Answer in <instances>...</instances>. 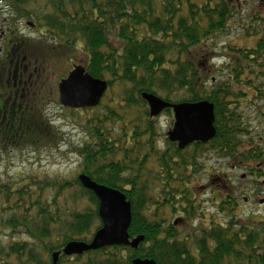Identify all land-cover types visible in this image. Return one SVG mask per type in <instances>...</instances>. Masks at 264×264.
I'll list each match as a JSON object with an SVG mask.
<instances>
[{"label": "trees", "instance_id": "16d2710c", "mask_svg": "<svg viewBox=\"0 0 264 264\" xmlns=\"http://www.w3.org/2000/svg\"><path fill=\"white\" fill-rule=\"evenodd\" d=\"M231 1L50 0L53 11L40 15L53 31L52 43L62 41L54 51H81L86 72L119 89L87 118L86 139L74 150L80 173L125 194L131 204L129 238L143 240L137 248L112 245L68 256L62 252L68 241H89L101 226L95 194L78 175L0 177V234L9 233L0 241V264H53L56 251L57 264L84 255L80 264H133L135 258L156 264H264V218H238L239 197L234 190H219L217 210L227 219L204 218L193 227L198 208L190 198L195 190L187 185L199 172L205 149L264 175V146L239 107L247 92L251 99H264V21L258 26L239 20L244 36H258L255 46H226L235 59L220 67L213 63L225 56L213 52V42L229 30L230 13L236 11ZM45 58L38 60L44 65ZM5 67L0 61V159L11 147H39L55 139L42 115L50 100L45 78L40 93L15 98L2 81ZM213 70L224 71L225 79L218 81ZM143 91L170 102L208 100L214 105L215 136L183 149L165 138V147H158ZM81 198L90 204L68 207ZM166 208L179 212L177 221L184 219L191 229L180 231L175 218L167 222Z\"/></svg>", "mask_w": 264, "mask_h": 264}, {"label": "rangeland", "instance_id": "374dc122", "mask_svg": "<svg viewBox=\"0 0 264 264\" xmlns=\"http://www.w3.org/2000/svg\"><path fill=\"white\" fill-rule=\"evenodd\" d=\"M47 1L33 0L31 4L25 7L33 14L35 12L39 14L44 11L48 12L49 9L45 8ZM255 5L256 3L254 1L245 0V5H243L245 10L242 14L247 13V9H252ZM238 20L234 17L228 23L229 30L224 35L214 39L213 52L218 55H225L224 57L220 56L213 60L216 67L226 64L228 59L230 61L235 59L233 58L234 55L225 48L226 46L233 47L234 49L243 47L251 48L255 46V42L258 40V36L253 38L242 35L239 25L242 24L243 26V23ZM40 22L43 23L42 20ZM22 28L29 32L28 25H22ZM22 34L24 35V32ZM31 35L39 37L37 36V32H31ZM38 41H40V37L36 43ZM38 44L43 46V49H47L45 53L35 51L34 54L38 58L46 54L45 64L42 65V68H46V87L52 88L50 95L47 90V98L50 97V100L44 105L42 115L47 123L53 127V131L55 132L53 138L55 139L53 143L39 147L33 145H17L9 148V151L0 159V177L14 179L17 176L37 175L40 177L58 176L69 180L75 178L80 173L79 163L81 159L74 150L81 146L86 139L84 125L87 118L96 110H99L101 106L106 105L111 98L119 93L118 84L109 87L102 96L100 103L95 107L76 110L66 109L59 104L57 83L68 73L73 64H85L83 54L79 50L69 52L67 49L65 51L60 50L61 52L56 50V52L53 48L48 52V46L51 47V41H40ZM41 76L40 79L44 80V75L42 78ZM213 77L221 81L225 79V72L213 70ZM247 94L249 95L240 99L239 107L243 118L250 124L249 129L260 136V143L264 146V99H251L250 92H247ZM51 95H54V98ZM26 98L29 99L31 97ZM126 118H128V115ZM152 118L155 119L154 121L157 127L156 145L158 147H165L164 140L167 138L166 132L172 128L174 121L172 112L166 113L162 111ZM111 126L114 129L116 128L115 125ZM146 136L144 135L143 138L145 139ZM244 136L247 138V135ZM200 163L201 168L199 172L192 176L187 183L188 186H192L195 190L193 195H190V198L193 199L195 197L198 208L197 218L193 220V227L198 222L204 221V218H214L215 220L227 219L217 210V202H219V199H215L214 197L219 195V192H217L219 190H234L235 194L239 197V204L235 210L238 218L247 215H251L255 219L264 218V175L252 173L246 164H237L231 161V159L207 151V149H205ZM220 179H223L224 183L220 182ZM155 192L157 191L155 190ZM89 204L86 198H81L78 202L68 207L71 210L75 208L82 209ZM165 214L167 222L181 215L179 212H170L168 208H166ZM176 226L180 231H188L191 229L184 219L176 222ZM8 238V232L0 234V241L5 242ZM85 258L86 255L82 256L80 261H75V257H70L71 260L61 262L60 264H80Z\"/></svg>", "mask_w": 264, "mask_h": 264}, {"label": "water", "instance_id": "95a60500", "mask_svg": "<svg viewBox=\"0 0 264 264\" xmlns=\"http://www.w3.org/2000/svg\"><path fill=\"white\" fill-rule=\"evenodd\" d=\"M108 87L107 81L95 78L86 72L82 65H74L66 77L57 85L59 103L67 108L94 107ZM147 103L150 117H155L165 109L173 112L172 128L166 132L167 138L183 149L193 142H207L216 133L214 127V105L208 100L196 102H170L152 92H141ZM78 180L98 199V216L102 225L93 233L89 241H68L63 253L82 254L106 246L119 245L137 248L143 236L129 238L128 227L131 222V204L125 194L104 184L93 181L89 176L79 174ZM59 251L53 252L52 263L57 264ZM133 264H156L153 259L135 258Z\"/></svg>", "mask_w": 264, "mask_h": 264}, {"label": "flooded vegetation", "instance_id": "af4514ba", "mask_svg": "<svg viewBox=\"0 0 264 264\" xmlns=\"http://www.w3.org/2000/svg\"><path fill=\"white\" fill-rule=\"evenodd\" d=\"M32 1L0 0V59L6 62L2 81L8 85L10 92L14 93L15 98L30 97V93L33 96H35L36 92L40 93L41 88H37L38 84L42 86V80L40 79L41 73V78L43 75L45 79L47 78L46 68H42L43 63L34 54V49L41 46L38 42L51 41V47L48 46V50L58 47L62 42L52 43L51 34H53V31L51 32V30L46 28L44 22H40L41 15L36 12L33 14L25 7L31 4ZM248 1H254L256 5L252 9H247V13L245 14H242L245 10L243 8L245 0H232L230 2L236 6V11L230 13L232 15L231 19L235 17L246 22L252 21L250 25L259 26L261 25L260 20L262 19L264 21V0ZM45 8L49 9L48 12L53 11L50 0L45 4ZM22 25H28L29 32L23 30ZM239 27L240 29L245 28V26L241 27V25ZM23 32L24 35L22 34ZM31 32H37L40 41L36 43L39 37H34L31 35ZM243 34L244 32H242ZM55 40L58 41L57 38ZM46 89L51 92L52 88L46 87ZM220 182L224 183V180L220 179ZM214 198L217 199L218 197L215 196Z\"/></svg>", "mask_w": 264, "mask_h": 264}]
</instances>
